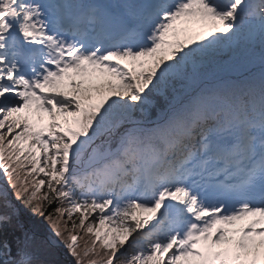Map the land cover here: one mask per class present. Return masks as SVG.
Here are the masks:
<instances>
[{
	"label": "snow or ice",
	"instance_id": "6c2138e0",
	"mask_svg": "<svg viewBox=\"0 0 264 264\" xmlns=\"http://www.w3.org/2000/svg\"><path fill=\"white\" fill-rule=\"evenodd\" d=\"M47 245L264 264V0H0V264Z\"/></svg>",
	"mask_w": 264,
	"mask_h": 264
},
{
	"label": "trees",
	"instance_id": "16d2710c",
	"mask_svg": "<svg viewBox=\"0 0 264 264\" xmlns=\"http://www.w3.org/2000/svg\"><path fill=\"white\" fill-rule=\"evenodd\" d=\"M17 206L20 210L18 219L24 225V228L34 232L38 238L46 239V235H50V233L47 224L42 218L32 216L27 209L19 204ZM7 234L9 238H12L14 235H19L20 233L10 226ZM39 258L45 261L46 264H67L70 259L62 247H55L53 245L44 246L39 253Z\"/></svg>",
	"mask_w": 264,
	"mask_h": 264
},
{
	"label": "rangeland",
	"instance_id": "374dc122",
	"mask_svg": "<svg viewBox=\"0 0 264 264\" xmlns=\"http://www.w3.org/2000/svg\"><path fill=\"white\" fill-rule=\"evenodd\" d=\"M232 75H233V78H235L237 74L234 73V74H232ZM48 236H49V234L46 235V238H47Z\"/></svg>",
	"mask_w": 264,
	"mask_h": 264
}]
</instances>
